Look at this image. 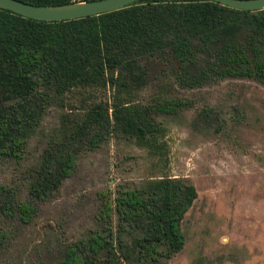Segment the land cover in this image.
I'll return each mask as SVG.
<instances>
[{
    "label": "trees",
    "instance_id": "1",
    "mask_svg": "<svg viewBox=\"0 0 264 264\" xmlns=\"http://www.w3.org/2000/svg\"><path fill=\"white\" fill-rule=\"evenodd\" d=\"M214 80L264 85V10L140 0L99 16L46 22L0 8V160L21 165L31 140L47 139L20 185L0 183V251L57 199L82 156L113 138L165 162L167 120L187 106L174 91ZM54 113L58 124L46 132ZM198 196L187 180L164 175L101 192L95 229L74 242L56 235V248H44L40 259L41 250H31L28 264L170 260L186 244L182 223Z\"/></svg>",
    "mask_w": 264,
    "mask_h": 264
},
{
    "label": "rangeland",
    "instance_id": "2",
    "mask_svg": "<svg viewBox=\"0 0 264 264\" xmlns=\"http://www.w3.org/2000/svg\"><path fill=\"white\" fill-rule=\"evenodd\" d=\"M174 94L187 106L167 120L165 162L117 138L86 153L57 199L5 243L0 264H28L34 249L40 259L58 234L67 242L85 237L97 227L101 192L163 175L187 180L199 196L182 223L183 250L158 264H264V85L214 80ZM57 124L54 113L46 132ZM46 142L44 134L33 138L21 165L0 160V183L20 185Z\"/></svg>",
    "mask_w": 264,
    "mask_h": 264
},
{
    "label": "water",
    "instance_id": "3",
    "mask_svg": "<svg viewBox=\"0 0 264 264\" xmlns=\"http://www.w3.org/2000/svg\"><path fill=\"white\" fill-rule=\"evenodd\" d=\"M140 0H99L59 6H35L19 0H0V8L25 18L46 22L71 21L115 12ZM243 11L264 10V0H208Z\"/></svg>",
    "mask_w": 264,
    "mask_h": 264
},
{
    "label": "built area",
    "instance_id": "4",
    "mask_svg": "<svg viewBox=\"0 0 264 264\" xmlns=\"http://www.w3.org/2000/svg\"><path fill=\"white\" fill-rule=\"evenodd\" d=\"M79 1V0H78Z\"/></svg>",
    "mask_w": 264,
    "mask_h": 264
}]
</instances>
